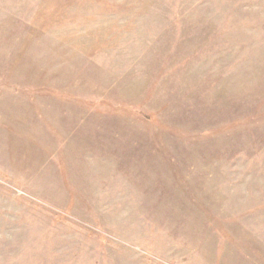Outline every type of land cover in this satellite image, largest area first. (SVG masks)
Here are the masks:
<instances>
[{
	"label": "rangeland",
	"instance_id": "374dc122",
	"mask_svg": "<svg viewBox=\"0 0 264 264\" xmlns=\"http://www.w3.org/2000/svg\"><path fill=\"white\" fill-rule=\"evenodd\" d=\"M0 264H264V0H0Z\"/></svg>",
	"mask_w": 264,
	"mask_h": 264
}]
</instances>
